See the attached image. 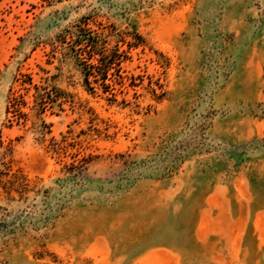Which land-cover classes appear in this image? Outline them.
Returning a JSON list of instances; mask_svg holds the SVG:
<instances>
[{"label": "rangeland", "instance_id": "374dc122", "mask_svg": "<svg viewBox=\"0 0 264 264\" xmlns=\"http://www.w3.org/2000/svg\"><path fill=\"white\" fill-rule=\"evenodd\" d=\"M0 194V264H264V0H0Z\"/></svg>", "mask_w": 264, "mask_h": 264}, {"label": "trees", "instance_id": "16d2710c", "mask_svg": "<svg viewBox=\"0 0 264 264\" xmlns=\"http://www.w3.org/2000/svg\"><path fill=\"white\" fill-rule=\"evenodd\" d=\"M81 28L80 32L81 34L78 36L75 43L77 44L73 48H71V51L73 52V57L75 61L82 67V73L85 76V81L89 85V78L95 77V81L98 82V80H105L106 77V71L110 67L112 63V58L107 53V50L105 47L100 46V40L98 36L95 35H87L83 34ZM94 60L96 63H94ZM95 68L99 70V76L100 79L97 78L99 76L95 75ZM22 89L26 90L27 93L33 88L35 90L34 92V105L32 107V110L35 111L36 116L41 121L40 133L42 135H46L48 133V125L45 123L43 118H40L43 116V114L50 108V105L52 104L53 98L52 94L53 92L59 91L56 87H52L51 89L48 86L44 85H36L33 82V78L30 75H24V78L20 80ZM28 105V102L25 99V95L20 94L17 91H11L10 96L8 98V104L6 108V114L10 118L7 119V121L12 125L14 122L19 124H25L28 120V114L24 112V109ZM2 188L4 190V193H6L8 196L10 195V192L7 190L5 184L2 185ZM1 195V194H0ZM2 210V208H0ZM5 228V222L0 220V235L3 234Z\"/></svg>", "mask_w": 264, "mask_h": 264}]
</instances>
